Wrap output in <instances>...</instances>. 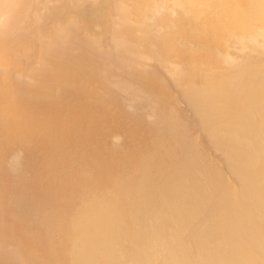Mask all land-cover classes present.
<instances>
[{
    "label": "rangeland",
    "instance_id": "374dc122",
    "mask_svg": "<svg viewBox=\"0 0 264 264\" xmlns=\"http://www.w3.org/2000/svg\"><path fill=\"white\" fill-rule=\"evenodd\" d=\"M8 1L0 0V47H6L2 48L5 49L4 59L11 60L7 65L9 71L6 65H2L0 73L4 72L9 77L7 80L11 78V94L51 105L72 101L81 93L76 98L78 103L81 100L79 105L89 103L95 106L96 112L105 111L107 123L105 120L101 123L102 131L107 132L105 135H113L107 137L106 149H110L119 162L128 154V161H123L128 166L119 182L125 185L134 179L138 182L147 179L157 185V189L169 183H183L188 191L200 198V208L210 212L223 206V197L228 199L232 194H243L245 183L251 187V171H255L258 165L246 168L239 154L241 150L236 149V143L244 145L247 139L240 136L230 142L227 127L223 125L228 122L220 123L219 110L206 102L205 89L228 79L225 87L232 94L234 89L242 101L262 103L264 30L255 36L228 35L229 45L222 53L215 49H201L206 42L201 28L174 30L172 20L177 19L180 12L170 13L171 0L163 2L167 4L165 7L157 4V11L150 8L147 14L134 12L135 0ZM99 7H102L104 17L103 21H98L100 25H95L94 13ZM107 7L110 9L103 12ZM118 7L129 9V14L125 13L123 17L121 13L125 11ZM125 18L131 20L128 25L124 23L128 21ZM188 18L190 14H181L179 21L189 22ZM124 35L129 37L122 42ZM183 38H189L190 42L184 43ZM170 47L181 57L174 59ZM206 53L223 69L213 71L208 67L206 72L192 78L189 71L201 63L194 59L187 64V59H202ZM16 65L18 68L14 67ZM52 70L63 71L70 77L60 84L52 81V85H48L50 79L58 76ZM76 76L78 82L74 79ZM240 85H247L248 91H239ZM41 86L51 89V93L44 97L33 95L31 90L41 89ZM92 90L98 92L99 98ZM11 94L9 99L13 101L15 97ZM95 99L100 100L97 101L99 105ZM107 105L110 109L105 108L106 111L103 108ZM7 150L2 152L10 155L0 166L4 172L0 175H5L0 177V220L3 219L0 221V264H75L73 252L81 237H74L72 225L63 226L56 218L65 213L67 207H52L51 202L41 200L49 185L44 187V193L41 190L38 197H32L35 190L27 183L33 177L30 175L33 170L20 167L28 152L18 150L13 154L12 148ZM84 205H77L74 213ZM51 207L55 210L52 211ZM52 213L55 214L53 218ZM261 220L260 223L264 224V219Z\"/></svg>",
    "mask_w": 264,
    "mask_h": 264
},
{
    "label": "bare ground",
    "instance_id": "6f19581e",
    "mask_svg": "<svg viewBox=\"0 0 264 264\" xmlns=\"http://www.w3.org/2000/svg\"><path fill=\"white\" fill-rule=\"evenodd\" d=\"M164 1L169 0H135L134 12L138 14L142 11L143 14H147L150 8L157 11L156 5L165 7ZM101 8L95 9V25H100L98 21H103ZM108 9L110 8H104L103 12H107ZM168 9L170 13L180 12L177 19L172 20L174 30L177 32L179 29L188 31L201 28L206 39L201 45L202 50L215 49L225 53L224 49L229 45L228 35L255 36L264 30V0H171ZM127 10L129 9H122L124 13L120 11L119 13L129 14ZM181 14H190L189 22H180ZM125 20H128L124 22L127 25L131 21L126 18ZM123 32L125 31L122 30ZM124 37V40L121 39L122 42L129 36L124 35ZM183 40L184 43L190 42L189 38ZM193 40L198 43L197 39ZM2 48L0 47V66L6 65L8 70L10 68L7 65L10 64L11 59H4L5 49L3 51ZM171 48L173 47H170V50ZM170 53L173 54L174 59L177 56L181 57V54L174 50ZM194 59L201 64L195 65L196 67L189 71L192 72V78L206 72L208 67L213 71L223 69L208 53L202 59L188 58L186 63L190 64ZM57 74L58 76L52 78L53 80L50 79L49 83L46 82L47 80L45 82L48 85H52L50 83L52 81L60 84V81L68 77V73L64 75L63 71ZM52 75L54 76V73ZM6 77L4 72L0 73V166L10 155L9 152L2 151L12 148L13 154L18 150L28 152L21 161L20 167L33 170L30 174L33 177L27 183L28 187H33L35 190V193L32 192V197L37 196L41 190L43 192L44 187L49 185L48 190L45 191L46 195L41 200L67 207L65 213L59 215L58 221H61L63 226L72 225L74 237H81L73 252L77 260L75 264H124L125 262L126 264H264V224L260 223L261 219H264V98L262 103L258 104L248 100L242 101L234 89L233 94L226 89L228 79L217 86L210 85L208 90L205 89L206 102L212 108L219 110L220 123L228 122L223 125L227 127L230 142L236 141L240 136L246 137L244 145L236 143L238 145L236 149L241 150L239 154L243 165L246 168H255L258 165L255 171L249 169L253 176L250 181L251 187L245 183L246 189L243 190V194L226 195L228 199L223 197L226 201L223 206L216 212L214 210L210 212L205 211L203 207L200 208V198L194 195L193 191H188L183 183H169L166 187L157 189L155 188L157 185H152L147 179L139 182L134 179L125 185L119 182L120 175L128 166L123 164V161H128V154H125L124 159L121 158L119 162L112 155L113 152L106 149L107 137L113 136L111 131L108 132L111 133L109 135H105L104 133L107 132L102 131L101 123L105 120L106 112L104 110H101L104 113L96 112L95 106L89 103V105L87 103L79 105L81 100L78 103L76 98L79 97L80 92L79 95L74 96L75 101L66 100L63 103L61 98L60 103L49 105L26 97L25 99L22 96L18 97L20 95L13 96L9 83L11 78L7 80L9 77ZM74 79H77V76ZM238 88L239 91L244 90V93L248 91L247 85H240ZM50 90L48 87H42L31 92L33 95L44 97L51 93ZM24 91L26 89H23ZM95 92L93 94L99 98L98 92ZM10 94L15 97L13 101L9 99ZM96 99L97 102L99 99ZM105 108H108V105L103 109ZM105 121L107 123V120ZM67 166L71 169L67 170ZM35 170H38L37 174ZM1 171L0 174H3L4 172ZM6 185L3 190L7 188ZM68 191L71 192L67 193ZM35 197L34 199L38 196ZM81 203L85 205L74 213L75 207ZM53 215L55 214L52 213V218ZM49 216L51 217L50 214Z\"/></svg>",
    "mask_w": 264,
    "mask_h": 264
},
{
    "label": "water",
    "instance_id": "95a60500",
    "mask_svg": "<svg viewBox=\"0 0 264 264\" xmlns=\"http://www.w3.org/2000/svg\"><path fill=\"white\" fill-rule=\"evenodd\" d=\"M74 164H75V166H76L77 162L74 163ZM67 167H68V166H67ZM77 167H78V166H77ZM70 169H71V167H68V168H67V170H70ZM51 205L54 206V207L57 206L56 204H54V203H52V202H51ZM57 219H59V215H58V218H57Z\"/></svg>",
    "mask_w": 264,
    "mask_h": 264
}]
</instances>
